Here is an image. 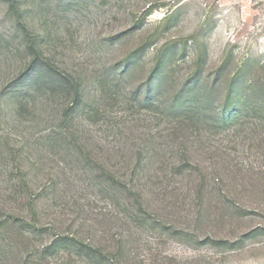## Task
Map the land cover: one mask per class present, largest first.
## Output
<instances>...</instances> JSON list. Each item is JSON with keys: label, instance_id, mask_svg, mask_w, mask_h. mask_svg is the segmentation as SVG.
I'll return each mask as SVG.
<instances>
[{"label": "rangeland", "instance_id": "rangeland-1", "mask_svg": "<svg viewBox=\"0 0 264 264\" xmlns=\"http://www.w3.org/2000/svg\"><path fill=\"white\" fill-rule=\"evenodd\" d=\"M0 264H264V0H0Z\"/></svg>", "mask_w": 264, "mask_h": 264}, {"label": "trees", "instance_id": "trees-1", "mask_svg": "<svg viewBox=\"0 0 264 264\" xmlns=\"http://www.w3.org/2000/svg\"><path fill=\"white\" fill-rule=\"evenodd\" d=\"M19 14V20H23V14L22 13H18ZM25 33L27 35V38L29 39V50L31 51L32 54V66H46V69H43L44 72H42V74L46 75V74H56L59 77H62V80L64 82H67V84L73 85L74 87L78 88V85L76 83V81L72 78L67 77L66 75H64L65 73L61 72L57 67L51 65L50 61L48 59H46L43 55V53L41 52V50L38 47V40L37 37L35 35H33L29 28L25 25ZM44 75V76H45ZM64 76V77H63ZM76 85V86H75ZM231 101V99H229Z\"/></svg>", "mask_w": 264, "mask_h": 264}]
</instances>
